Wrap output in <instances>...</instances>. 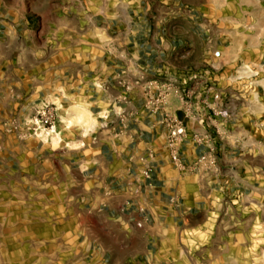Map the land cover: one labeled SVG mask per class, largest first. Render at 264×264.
Segmentation results:
<instances>
[{
	"label": "crops",
	"instance_id": "1",
	"mask_svg": "<svg viewBox=\"0 0 264 264\" xmlns=\"http://www.w3.org/2000/svg\"><path fill=\"white\" fill-rule=\"evenodd\" d=\"M13 1L0 0V110H7L0 118L14 108L25 117L49 98L57 105L52 140L0 142V171L21 185L5 194L22 196L32 223L28 245L44 248L39 256L53 264H192L197 248L217 241L228 200L264 194V77L236 82L230 63L239 58L220 60L221 39L240 52L235 30L220 24L257 25L264 0H58L72 11L58 21L71 23L77 45L25 46L19 61ZM51 23L57 33V10ZM35 31L44 46V21ZM34 35L27 29L22 41ZM167 73L187 84H200L189 74L212 78L225 94L230 116L215 172L170 162L162 115L144 108L133 85ZM179 107L171 98L165 110L186 124L180 155L188 164L205 150L191 138L202 123ZM149 151L152 172L143 178L140 158ZM227 229V244H237L238 228Z\"/></svg>",
	"mask_w": 264,
	"mask_h": 264
},
{
	"label": "rangeland",
	"instance_id": "2",
	"mask_svg": "<svg viewBox=\"0 0 264 264\" xmlns=\"http://www.w3.org/2000/svg\"><path fill=\"white\" fill-rule=\"evenodd\" d=\"M13 3L15 6L11 17L14 18V21L12 23L13 27L9 28L15 34L13 42L15 60L17 58L18 61L20 60L21 49L25 46L31 48L46 47L49 51L55 48L77 45L76 39L79 35L70 34L68 28L71 23H59L58 21L60 16H65L69 20L72 11L68 6L65 8L59 7L58 0L57 2L48 0L45 5L41 6L36 5L37 0H14ZM54 3H57V6ZM232 9L238 14V11L241 10V8L236 7H232ZM56 10L57 33L54 32L53 24L51 23ZM43 21L47 35H49L45 39L44 46L41 44V37L35 31ZM220 27L227 33L232 29L235 30L236 35L233 42L240 49L237 55L232 47L229 46V38L221 39L220 51L223 52V58L221 57L222 59L220 60L224 62V59L229 60L237 57L239 58L238 61L233 60L230 66L237 68L242 64H250L259 70L258 74L251 78L261 79L264 77V70H261V65H264V37L260 36L264 34V21H259L257 25L246 23L245 20L224 22L220 24ZM27 29L34 31L36 35L25 38L23 42L22 34ZM241 31L243 33L240 36L237 33ZM254 31L256 33L253 34L252 32ZM246 34L249 35L247 36ZM257 34L260 37H257ZM93 36L101 40L98 30L94 29ZM81 38L83 41L85 40V36ZM44 104H52L54 107L56 125L57 105L50 101V98L43 103L33 104L32 113L22 118L15 114L19 108H14L12 116L0 118V123L3 127L0 130V142H25L30 138H37L41 141L52 140L55 136V126L53 131L48 134L33 130L32 122L36 118V111ZM0 112L4 116L7 110L3 108ZM20 189V184L7 182L4 171H0V264H53L45 262L44 258L39 256L40 254L44 255V248L28 245L27 241L32 235L30 232V224L32 223L27 221L29 219L28 210L27 207H23L22 196L20 194H5L7 190ZM228 201L229 203L225 205L223 210L222 225L218 231L217 241L207 248H197L196 255L193 254L192 264H264V194H251L243 199ZM32 218L36 219V216ZM25 220L26 222H23ZM230 226L238 228L237 244L235 245L227 244L229 242L227 236L229 238L230 234L227 228Z\"/></svg>",
	"mask_w": 264,
	"mask_h": 264
},
{
	"label": "built area",
	"instance_id": "3",
	"mask_svg": "<svg viewBox=\"0 0 264 264\" xmlns=\"http://www.w3.org/2000/svg\"><path fill=\"white\" fill-rule=\"evenodd\" d=\"M259 70L250 64H242L235 68L232 79L239 83H245L247 79L258 74ZM193 80H199L196 85L183 81L178 76L167 73L163 79L151 78L133 85H140L143 95V106L151 113H160L162 122L166 125L167 136L165 148L170 162L179 170H205L215 172L218 170L217 144L225 140L227 133V120L230 112L226 106L224 92L212 78L199 77L198 74H189ZM206 77H210L206 75ZM126 91L132 89V85L124 83ZM171 98L179 104L184 118H192L197 115L202 123V130L192 132V140L205 147L191 163L186 164L180 155V146L187 136L186 124L183 119L165 110ZM56 121V113L52 104H44L36 111V118L32 122L34 131L48 134L53 131ZM153 153L149 151L140 159L143 163L141 175L149 178L152 172L150 159Z\"/></svg>",
	"mask_w": 264,
	"mask_h": 264
},
{
	"label": "bare ground",
	"instance_id": "4",
	"mask_svg": "<svg viewBox=\"0 0 264 264\" xmlns=\"http://www.w3.org/2000/svg\"><path fill=\"white\" fill-rule=\"evenodd\" d=\"M80 112V111H79ZM80 113H83V112H80ZM81 116H85L84 114L83 115H81ZM78 117H80V116H77V118ZM81 119V118H80ZM80 119H78V120H80ZM83 119H85V117H83ZM67 121V120H66ZM86 122V121H85Z\"/></svg>",
	"mask_w": 264,
	"mask_h": 264
}]
</instances>
